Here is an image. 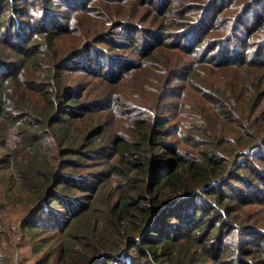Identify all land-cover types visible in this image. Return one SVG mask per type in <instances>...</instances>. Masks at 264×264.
Wrapping results in <instances>:
<instances>
[{"label": "trees", "instance_id": "16d2710c", "mask_svg": "<svg viewBox=\"0 0 264 264\" xmlns=\"http://www.w3.org/2000/svg\"><path fill=\"white\" fill-rule=\"evenodd\" d=\"M160 2L163 24L141 27L158 36L147 57L200 38L210 51L217 35L220 55L189 70L166 56L147 72L146 96H136L141 82L129 91L114 83L126 72L114 80L91 70L97 81L79 87L72 71L88 70H63L89 56L113 67L108 55L118 53L92 50L95 43L66 53L58 30L87 22L110 33L113 11L93 10L94 0H0V264H15L8 241L16 205L36 264H231L222 252L227 230L236 231L233 264H264V218L252 215L253 201L264 199V0H209L201 10V0ZM182 3L191 18L175 17ZM235 33L249 60L228 42ZM175 72H184L187 89L168 125L162 101ZM194 87L199 112L190 114Z\"/></svg>", "mask_w": 264, "mask_h": 264}, {"label": "rangeland", "instance_id": "374dc122", "mask_svg": "<svg viewBox=\"0 0 264 264\" xmlns=\"http://www.w3.org/2000/svg\"><path fill=\"white\" fill-rule=\"evenodd\" d=\"M92 1L93 0H84V2H86L88 6ZM201 1L202 2L199 5L200 10L208 4L209 0H201ZM184 3L180 4L178 9L174 12L175 17L179 19L191 18L192 16L191 15L192 13L190 14V12L193 9L189 7L190 11H184V9L182 8L184 6ZM93 5H94L93 10L97 11L100 9V12H104L105 10H111L116 14V21L112 22L109 27V29L111 28L112 32L109 33V31H107V33H109L107 34L105 33V31H103L104 29H100L95 25H90L89 28L86 29L87 22L82 24L76 31L73 30L71 32H65L64 29H58L61 32L59 37L60 48L65 50L66 53L68 52V54H72V56H75L79 52L80 54L83 53L81 51H83L90 44L95 43V45L91 46L92 50L101 47L107 52L118 53L117 55H108V57H112L113 60L111 63L116 70H113L111 72V68L113 67L107 62L105 58L96 60L92 56H89L84 59L82 58L74 59L68 65H66L65 69L63 70L64 71L70 70L72 68H85V70H88V71H80V70L72 71L73 76H71L70 78L74 80L76 85L79 87L83 85L85 86L93 85L94 82L97 81V78H99V75L96 74H98L102 70H104L103 72L109 75V77L114 80L121 78L123 76V73L126 72L127 73L126 75L128 74L131 75L129 78H127L126 80H124L123 78L120 81L114 82L116 86H118V89H121L123 91L125 90L129 91L130 89H133L136 85H138L141 82L143 85V90L136 91V92H140L137 93L136 96H143L146 94V91H149V90H145L146 88L149 87L148 85H146V80H145L147 72L149 70H154L155 73V71L158 69L155 65L156 64L160 65L162 60L166 56L170 59H173V63L175 62L173 68L178 62L179 68L182 65H183L182 67H184L181 70H189V68L193 64H195L197 59H200V57H204L205 60H208L205 58L206 55L207 58H211L212 56H214V58H218V55H220L221 50H220L219 41L222 40L223 36L220 37V35H217L215 36V38H213V40L209 42V48L212 49L210 51L205 50L204 52L208 40L206 38L203 39L200 38V41H198V39H195L189 49H187L188 47L183 42L181 44L184 48H182L178 44L176 45L173 44L174 47H163V51H164L163 54H158L156 56H153V58L147 57L146 56L147 50L151 48V44L149 43L150 40H152L153 44H157L158 36H154L153 34L151 35L150 33L151 29L142 30L141 27L143 26V28H148L149 25H151V28L154 29L156 23L161 22L160 24H163L164 22L162 21L163 15L161 14L167 12V10L166 8H164L162 10H159L158 12V7L161 6L160 0H98V2H95L94 0ZM196 7L197 5L194 6V9ZM128 9L130 10V15H126ZM65 10L70 13L71 8H65ZM83 10L84 9H82V11ZM78 12H80V10L75 11L74 13H78ZM194 12L196 13V9L194 10ZM260 12H263V10H261ZM181 15L185 17H181ZM123 18H129V19L127 20ZM57 23H61V21L56 19L52 23V26L58 27L56 25ZM217 29L218 31H221L220 28ZM235 34H236L235 36L229 37L230 40H228V42L231 45L238 44L244 53L246 47V40L245 38L240 36L241 34H237V33ZM198 42H200L199 45ZM226 48H227V44H226ZM193 50H197L198 52H193ZM85 51L86 50H84V52ZM247 51L248 50L246 49L244 53L245 55L244 57L246 58V60H249L248 59L249 54L247 53ZM88 53H93V51H90ZM120 54H124V57L123 55ZM143 60L145 62L142 65L141 61ZM85 62H88V64L86 65ZM207 67L208 69L205 70H226V69L234 70L232 68H235V67H214V66L212 67L209 65H207ZM178 69H173V70H178ZM91 70H95L96 74H94ZM173 74H174V78L171 81V86L169 84L170 87L168 88V93L167 94L165 93L162 101V103L166 104L170 108V111L166 113L167 118H169L168 125H171L175 122L174 115L176 114L177 110L174 109L173 104L180 100L181 97L180 93H182V91L186 93V89H187V87L182 88L180 86L181 84L185 83L183 79L184 72H182L181 74H177L175 72ZM156 75L158 74L156 73ZM161 80H163V78H161ZM195 85L200 89V91H203V89L201 90V88H204L203 86L199 85L197 82L195 83ZM154 88L156 89V85H154ZM198 88L196 87L191 88L186 98L187 110L190 114L199 112V107L196 103V100L198 98V95L201 93L199 92ZM150 103L151 102H149V104ZM145 104H146L145 101L142 99L139 103V107L141 109H144ZM101 108L104 111L108 110L105 107H101ZM162 114L164 115L165 113ZM262 200L253 201L255 203L252 204V209H253L252 215L255 217L264 218V203H260ZM21 208L22 205H16L15 207H11L9 209L10 211L9 219H10L11 228L9 227L8 244L11 245V247L13 248V259L15 264H36L39 257L33 254L29 240L21 236V233L16 223L17 218H19L24 213V211H22ZM53 219H55V217H52L51 220ZM49 222H50L49 216L43 215V219L41 223L44 224L45 226H49ZM49 232L50 231H47L48 234H50ZM235 233L236 231H230V232L228 230L226 231V236L224 238L226 244H225V248L222 250L227 260L229 262H232L231 264L235 263L234 261L235 260L237 261V259L240 256L238 252L234 251V246L236 241V237H234ZM55 240H57V246H58L59 238L56 236L51 241L54 242ZM42 253L43 252H41L40 254L41 256ZM210 264H217V263L212 261L210 262Z\"/></svg>", "mask_w": 264, "mask_h": 264}]
</instances>
